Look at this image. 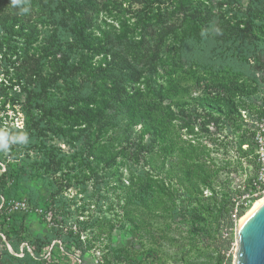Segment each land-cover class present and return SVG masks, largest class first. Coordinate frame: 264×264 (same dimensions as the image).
<instances>
[{
    "label": "trees",
    "instance_id": "1",
    "mask_svg": "<svg viewBox=\"0 0 264 264\" xmlns=\"http://www.w3.org/2000/svg\"><path fill=\"white\" fill-rule=\"evenodd\" d=\"M111 1L23 0L28 11L21 13L10 0H0V40L12 74L10 85L0 86V109L6 111L9 104L22 115L20 126L3 125L0 117V132L29 138L26 145L0 150V159L15 162L0 173V192L6 178L13 177L17 183L9 198L37 208L38 195L28 180L53 183L69 164L82 173L106 170L118 190L111 202L113 216L136 235L155 240L163 236L150 221L164 218L174 203L167 181H186L201 196L203 189L210 190L204 198L215 204L201 206L214 212L219 230L231 197L215 190L216 170L203 150L182 139L170 121L188 105L236 118L235 97L248 94L246 83L236 81L256 79L252 65L264 68V0H222L220 15L203 0H120L128 7L118 2L123 13L114 21L101 14ZM134 4L139 8L130 9ZM202 85L215 90L199 94ZM59 141L71 152L64 153ZM128 147L144 148L148 163H159L148 169L128 167L123 183L118 167L124 162L117 157L124 159ZM202 175L199 188L196 177ZM54 239L51 233H38L28 241L32 256L25 252L12 259L45 264L42 248ZM230 242L231 237L221 241L215 264H230L231 255H225ZM111 254L119 262L146 264L136 260L131 245Z\"/></svg>",
    "mask_w": 264,
    "mask_h": 264
},
{
    "label": "rangeland",
    "instance_id": "2",
    "mask_svg": "<svg viewBox=\"0 0 264 264\" xmlns=\"http://www.w3.org/2000/svg\"><path fill=\"white\" fill-rule=\"evenodd\" d=\"M203 1L212 8V12L216 15L222 14L225 9L222 0ZM118 2H121V8L128 7L127 2L112 0L111 4L108 3L102 7L104 11L101 14L109 19L113 18V21L118 16L121 17L123 12H118ZM129 8L137 9L139 5L134 4ZM125 16L130 17L129 14ZM5 49L4 42L0 40V86L10 85L8 78L12 75L10 74L11 68L7 69L4 63ZM6 57L8 59V56ZM252 66L250 74H253L256 79L246 76L236 81L238 84L241 81L246 83L248 94L235 97V104L243 112H246V108L254 109L253 107L258 108L264 104V68L259 69L260 67L256 65ZM14 88L16 89V86ZM205 90L215 89L212 87L205 89L202 85L197 92L200 94ZM2 99L0 96V106ZM4 107L6 111L0 109L2 124L20 126L21 113L15 111V108L10 107L9 104H5ZM170 123L182 139L203 150V158L206 160H215L216 165L218 163L228 167L231 165V170L234 172L241 169L239 164L241 161L231 159L234 157L230 153V147L234 142L236 144L246 142V125L242 129L244 132L240 131L241 124L237 119L228 118L224 112L207 107L199 108L188 105ZM57 145L64 153L71 152L64 142L59 141ZM157 148V144L154 143L150 152L154 154ZM144 150L139 147H128L124 159L117 157L118 162L119 160L124 162L118 167V172L121 173L120 180L123 183L128 176V167L133 170L142 167L148 169L150 166L158 165L159 162L156 159L153 163H148V155ZM3 159L4 157L0 159V173L7 169V165L15 164L7 158ZM67 169L63 170L64 175L56 173L57 183L56 181L45 183L39 178L28 180L29 185L38 195V207L32 209L25 208L20 203L22 201L9 198L12 194L11 188L17 180L13 177L6 178L4 189L0 192V264L9 261L15 264L16 261L12 257L23 258L25 252L32 256V247L28 241L38 233H51L55 238L42 248V260L45 264H128L114 260L111 254L113 250L124 245L133 246L136 260L144 261L146 264L148 262L153 264H215L216 257L222 254L223 246L220 247L222 238L218 230L216 215L214 212L205 211L201 206L207 203L213 206L215 202L209 200V197L204 198L203 191L202 196L198 192L190 191L188 182L177 184L174 180L167 181L174 203L168 215L150 221V226L155 229L154 232L163 236L161 239L155 238L154 240L144 235H136V230L113 216L116 211L111 202L114 201L118 190L115 188L111 174L106 170H98L97 173L92 174L82 173V170L73 167L72 164H69ZM211 169L214 170L215 167L211 166ZM216 178L215 176V180L212 179L211 184L219 191ZM204 179L203 175L196 177L199 188ZM24 184L25 182H22L20 188H23ZM221 188V190L227 189L225 185H221ZM111 218L116 219L111 221ZM236 228L237 224L229 236L231 242L225 253L226 256L230 254L232 257L230 264H234L237 250ZM80 244L81 247H79ZM4 250L11 257H5L1 252Z\"/></svg>",
    "mask_w": 264,
    "mask_h": 264
},
{
    "label": "built area",
    "instance_id": "3",
    "mask_svg": "<svg viewBox=\"0 0 264 264\" xmlns=\"http://www.w3.org/2000/svg\"><path fill=\"white\" fill-rule=\"evenodd\" d=\"M253 108H246V112L238 109V113L233 114L236 118H232L241 124L240 131L244 132L242 129L246 125V142L241 144L234 142L230 147V153L234 157L231 159L236 161L239 159L241 169L234 172L231 165L230 167L223 166L222 163L216 165L215 160H207V163L215 167L217 189L221 191V185H225L227 187L225 191L232 202L228 216L220 222L219 233L222 240L229 238L240 216L249 206L257 199L264 198V104ZM210 194L209 189L203 190L204 196Z\"/></svg>",
    "mask_w": 264,
    "mask_h": 264
},
{
    "label": "water",
    "instance_id": "4",
    "mask_svg": "<svg viewBox=\"0 0 264 264\" xmlns=\"http://www.w3.org/2000/svg\"><path fill=\"white\" fill-rule=\"evenodd\" d=\"M234 264H264V201L236 228Z\"/></svg>",
    "mask_w": 264,
    "mask_h": 264
},
{
    "label": "clouds",
    "instance_id": "5",
    "mask_svg": "<svg viewBox=\"0 0 264 264\" xmlns=\"http://www.w3.org/2000/svg\"><path fill=\"white\" fill-rule=\"evenodd\" d=\"M13 7H20L21 13H27L28 8L22 7L23 0H10ZM29 142L27 133L17 135H9L8 133L0 132V150L7 152L10 144L26 145Z\"/></svg>",
    "mask_w": 264,
    "mask_h": 264
},
{
    "label": "bare ground",
    "instance_id": "6",
    "mask_svg": "<svg viewBox=\"0 0 264 264\" xmlns=\"http://www.w3.org/2000/svg\"><path fill=\"white\" fill-rule=\"evenodd\" d=\"M263 201H264V198L257 199L256 201H254V203L252 204V206L250 207V209H248V210L246 211V213L243 214V215L239 218V220H238V222H237V228L239 227V224L242 223V222L248 217V215L252 212V210H253L257 205H259L260 203H262Z\"/></svg>",
    "mask_w": 264,
    "mask_h": 264
}]
</instances>
